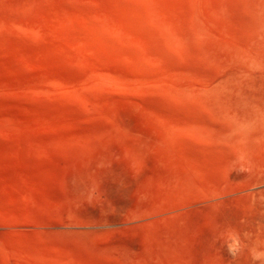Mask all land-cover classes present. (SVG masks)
Wrapping results in <instances>:
<instances>
[{"label": "rangeland", "instance_id": "rangeland-1", "mask_svg": "<svg viewBox=\"0 0 264 264\" xmlns=\"http://www.w3.org/2000/svg\"><path fill=\"white\" fill-rule=\"evenodd\" d=\"M0 130L119 142L99 185L0 203V264H254L264 0H0Z\"/></svg>", "mask_w": 264, "mask_h": 264}, {"label": "crops", "instance_id": "crops-1", "mask_svg": "<svg viewBox=\"0 0 264 264\" xmlns=\"http://www.w3.org/2000/svg\"><path fill=\"white\" fill-rule=\"evenodd\" d=\"M95 130H0V203L47 207L46 194L99 181L108 163L89 152L118 141ZM99 182L94 183V185Z\"/></svg>", "mask_w": 264, "mask_h": 264}, {"label": "clouds", "instance_id": "clouds-1", "mask_svg": "<svg viewBox=\"0 0 264 264\" xmlns=\"http://www.w3.org/2000/svg\"><path fill=\"white\" fill-rule=\"evenodd\" d=\"M234 247H236L235 239L233 240V245L229 247V251L232 252L233 255H235L233 252ZM252 260L254 264H256V262H258V264H264V251L254 250L252 252Z\"/></svg>", "mask_w": 264, "mask_h": 264}]
</instances>
